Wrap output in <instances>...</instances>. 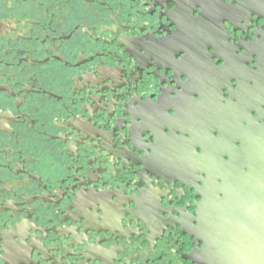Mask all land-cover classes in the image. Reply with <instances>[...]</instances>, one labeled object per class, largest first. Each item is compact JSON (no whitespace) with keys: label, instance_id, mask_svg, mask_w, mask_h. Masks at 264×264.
I'll list each match as a JSON object with an SVG mask.
<instances>
[{"label":"flooded vegetation","instance_id":"obj_1","mask_svg":"<svg viewBox=\"0 0 264 264\" xmlns=\"http://www.w3.org/2000/svg\"><path fill=\"white\" fill-rule=\"evenodd\" d=\"M263 97L264 0H0V264H216Z\"/></svg>","mask_w":264,"mask_h":264},{"label":"water","instance_id":"obj_2","mask_svg":"<svg viewBox=\"0 0 264 264\" xmlns=\"http://www.w3.org/2000/svg\"><path fill=\"white\" fill-rule=\"evenodd\" d=\"M256 108L259 120L224 151L226 170L211 179L219 190L201 210L216 264H264V101Z\"/></svg>","mask_w":264,"mask_h":264},{"label":"snow or ice","instance_id":"obj_3","mask_svg":"<svg viewBox=\"0 0 264 264\" xmlns=\"http://www.w3.org/2000/svg\"><path fill=\"white\" fill-rule=\"evenodd\" d=\"M227 2H228L229 4H231V3L233 2V0H227Z\"/></svg>","mask_w":264,"mask_h":264}]
</instances>
